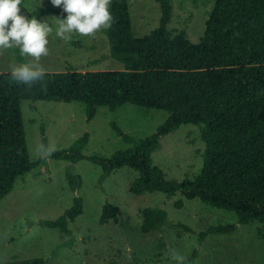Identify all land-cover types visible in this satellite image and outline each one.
I'll list each match as a JSON object with an SVG mask.
<instances>
[{
  "label": "trees",
  "instance_id": "trees-1",
  "mask_svg": "<svg viewBox=\"0 0 264 264\" xmlns=\"http://www.w3.org/2000/svg\"><path fill=\"white\" fill-rule=\"evenodd\" d=\"M161 6L158 27L149 34H135L128 0H111L115 23L102 30L110 41V55L124 64L123 69L45 71L46 88L9 81L8 71H0V200L15 187L19 177L38 167L47 157L77 162L90 138L84 133L73 146L46 155V137L37 160L30 157L24 124L23 100L81 101L89 118L100 106L115 110L127 103L170 112L157 130L134 137L114 124L128 149L112 157L91 156L103 166L101 181L114 170L129 166L139 171L131 192L162 191L169 197L181 192L185 198H199L216 207L235 211L239 223L258 220L264 224V0H216L199 41L189 37L173 39L169 24L174 16L173 0H156ZM22 14L58 12L45 7L29 12L22 0ZM20 62L24 58L12 49ZM200 125L207 144L204 167L194 179H171L154 163L153 153L160 138L183 124ZM71 189L79 187V178L68 172ZM184 198L175 202L182 208ZM84 212V199L75 196L71 207L56 219L41 224L71 233L69 225ZM119 207L107 202L101 223L118 222ZM168 211L154 206L143 211L142 230L160 228ZM238 224L211 225L199 233L205 240L212 233H228ZM187 231L192 228L184 226ZM198 254V248L187 260ZM37 258L32 264H45Z\"/></svg>",
  "mask_w": 264,
  "mask_h": 264
},
{
  "label": "rangeland",
  "instance_id": "rangeland-1",
  "mask_svg": "<svg viewBox=\"0 0 264 264\" xmlns=\"http://www.w3.org/2000/svg\"><path fill=\"white\" fill-rule=\"evenodd\" d=\"M128 2L137 36L147 35L159 26L162 11L158 1ZM173 2L170 36L199 41L216 0ZM25 6L30 13L45 7L58 9L34 15L53 27L48 37L49 54L40 61L45 71L125 67L110 55V41L104 32L94 37L73 34L66 42L55 35L57 19L66 17L61 8L53 6L51 0H25ZM18 63L21 62L13 50L0 55V71H9L11 64ZM22 110L32 160L42 154L44 137L48 144L46 155L52 152H48L49 147L70 148L86 132L90 138L83 150L87 157L77 162L47 157L19 177L14 189L0 200V264H32L37 258H44L45 264H174L170 249L185 256V264H264V224L258 220L241 224L235 211L199 198H185L181 192L171 197L162 191L137 195L130 186L140 173L129 166L114 170L101 181L103 166L90 157L110 158L116 151L132 146L114 124L127 134L144 138L167 120L168 110L127 103L115 110L100 106L89 118L84 102L48 100H23ZM206 149L202 127L183 124L160 138V146L153 153L154 163L171 179H194L203 170ZM68 172L80 180L76 191L71 189ZM77 195L84 199V212L69 223L71 233L41 224V220L62 215ZM180 198L185 201L182 208L175 205ZM107 202L119 207L118 222L101 223ZM154 206L166 209L168 219L157 230L144 232L143 211ZM228 223L238 226L232 232L212 233L203 241L199 239V233L209 226ZM195 248L198 254L187 260Z\"/></svg>",
  "mask_w": 264,
  "mask_h": 264
},
{
  "label": "clouds",
  "instance_id": "clouds-1",
  "mask_svg": "<svg viewBox=\"0 0 264 264\" xmlns=\"http://www.w3.org/2000/svg\"><path fill=\"white\" fill-rule=\"evenodd\" d=\"M51 3L66 13L65 18L57 19L55 27V35L66 42L73 34L94 37L99 31L111 29L115 23L110 11L111 0H51ZM21 5L22 0H0V55L18 49L25 60L9 66V81L29 89L39 84L43 89L46 88V72L40 61L49 54L48 37L53 27L35 16L29 19L22 14ZM54 150L49 147L48 152ZM169 256L174 264H185L186 257L179 252L170 249Z\"/></svg>",
  "mask_w": 264,
  "mask_h": 264
}]
</instances>
